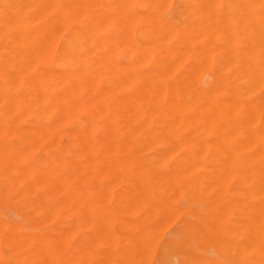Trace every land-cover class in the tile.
<instances>
[{
  "label": "bare ground",
  "instance_id": "6f19581e",
  "mask_svg": "<svg viewBox=\"0 0 264 264\" xmlns=\"http://www.w3.org/2000/svg\"><path fill=\"white\" fill-rule=\"evenodd\" d=\"M171 1L0 0V192L17 193L20 207L32 214L26 217H37L48 229L25 233L1 217L0 249L6 252L0 250V264H101L100 258L115 264L120 253L101 251L100 240L117 239L112 218L120 208L116 212L105 204L107 217H100L104 188L96 185L97 194L92 192L98 199L90 201L87 173L98 180L121 177L119 195L118 190L105 189L108 204L118 198L134 214L148 204L178 212L171 201L167 211L166 199L152 197L163 185L175 194L179 184L202 192L221 190L229 178H241L247 189L241 203L250 205L242 225L246 237L241 256L244 264H264V130L255 129L264 111V0H178L176 12L182 9V14L168 21L163 13ZM187 61L196 76L216 61L223 69L235 67L242 85L231 92H200L203 102L191 97L182 101L177 89L166 88L165 80ZM203 111L213 118L210 125L203 120L209 136L203 131L187 133L190 122L185 116ZM154 115L164 116V124L153 127ZM127 128L140 135L134 143L174 146L183 154L175 163L174 148L147 159L137 157L122 139L121 129ZM40 146L46 149L43 156L31 161L33 149ZM210 148L216 149L211 156L206 154ZM124 209L122 216L129 213ZM175 213L163 215L159 231L164 222L176 221L180 213ZM125 222L126 229L119 222V231H139L129 242L124 231L120 233L130 250L132 246L128 254L133 259L123 255L129 258L126 264L135 256L147 261L152 239L160 232L153 236L154 227L147 221L129 220L131 227ZM248 251L253 252L251 258Z\"/></svg>",
  "mask_w": 264,
  "mask_h": 264
},
{
  "label": "rangeland",
  "instance_id": "374dc122",
  "mask_svg": "<svg viewBox=\"0 0 264 264\" xmlns=\"http://www.w3.org/2000/svg\"><path fill=\"white\" fill-rule=\"evenodd\" d=\"M168 4H170V6L167 5L168 9H167V7L164 9L165 14L163 13V11H161V12L163 13V16L166 17V19L168 21H172V20L178 18L182 14L183 10L181 9V12H179V13L176 12V10H178L177 8L179 5L178 0H174V1L172 0ZM162 13H160V14H162ZM163 16H161V17H163ZM192 65L193 64L191 62H188V61L182 65H178V69L174 68L170 73H168L166 80H165L166 88L168 90L177 89L180 92L179 98L182 101H188V98L191 97L193 100L198 99L200 102H203L202 99L199 98L200 92H203L206 94H208V93L213 94L214 91L219 89V88L220 89L223 88L224 91L231 92V91H235L236 89H238L242 85V78H240V80H239L240 75L238 74V72H236L237 70L235 67L230 68V70L226 69V68L223 69V66L220 65L219 62L216 61L212 65H209L207 67H203L202 71H201L202 74L200 73V75L196 76L193 73L194 70L192 68ZM151 66L152 65L148 66V69H150ZM233 68H234V70H233ZM176 69H177V71H175L174 75H173V71ZM191 70H192V72H191ZM230 71H232V72H230ZM181 73H184V74H181ZM231 73H233V74H231ZM187 80H188V82H187ZM239 83L241 85H239ZM194 89H196V90H194ZM197 115L199 116V118H197L196 124H195V122H196L195 120H196V117H198V116H196V114L195 115L194 114H188L185 116V118L186 119L188 118V120L190 122L189 128L186 132L189 134H192V133L194 134L195 131L197 133L200 131H203V133L205 132L206 137H208L209 136L208 131H210V130L207 128L209 126L205 127L204 126L205 123L203 122V120L205 121V119H206V120H208V122L209 121L211 122L213 119V118H211L212 114L203 111L201 113L198 112ZM163 121H165V120H164V116H162V115H154L151 118V124L153 125V127L161 126L162 124H164ZM158 122H161V123L157 124ZM210 122L208 125H210ZM199 123H200V126L203 125V128H202V126L201 127L198 126ZM138 125L139 124H134V129L139 128ZM205 125H207V121H206ZM263 125H264V111H261L260 112V118H259V121L255 125V129L256 130H264ZM196 128H197V130H196ZM202 129H204V130L206 129V130L204 131ZM124 130L126 131V133H124L125 132ZM124 130L121 129V132L123 131V133L121 134L122 139H123V141H124V138L126 139L125 142L127 145L126 146L127 149H129L137 157L147 159V158L157 156V154L160 155L164 151L171 153L170 149H172V148L175 149L174 146H172V147L170 146L171 147L170 148L169 145H166V147H165L164 146L165 144L164 145L163 144L158 145V143L156 145H153V146H151L149 144L145 145V143H143L142 145H139L137 143H134V141H137V139L140 141V135L138 133H136L135 131H131L130 129L128 132V128L124 129ZM127 135H128V137H127ZM26 148L28 149V147H26ZM26 148L24 150H26ZM138 149H140V150H138ZM163 149H165V150H163ZM33 150H34V153L32 154V156L30 158L31 161L34 158L37 159V158L42 157L43 152H45L46 149H45V146H40L39 148H36ZM177 150L174 152V154H172L173 155V163L176 162L175 161L176 158H179L183 154L182 151H177ZM215 150H216L215 148H212V150H211V148L207 149L206 154L211 156L210 152L212 151V155H213L214 154L213 151H215ZM250 151L255 153L256 150L252 148V149H250ZM37 152H38V154H37ZM178 152H179V154H178ZM176 154H178V155H176ZM105 156H106V154H105ZM89 161H88V171L91 172V166H89V165L90 164L92 165V162L90 161L91 162L90 163ZM87 174H88L87 175L88 177H86V179H88V180H86L85 189H86L87 196H89L88 199H90V201H92V200H93V202L97 201L98 197H95V196H97V195H95V194H97V191H95V189L98 190L99 185L102 184V188H104V190H103L104 195L100 198V200L102 202L104 201L103 204L104 205L106 204L111 210H112V208H114V210L116 212L118 211L116 209L117 207H119L121 209V210L119 209V212H122V209H124L123 207L120 206V205H122V206H125L124 210L127 211L128 208L126 209V206H128V205H126V203L123 200H121L123 202V204H120L121 201L118 198L115 200L116 202L114 200L110 202V205H111V207H110V205L108 204V199L105 195V193H106L105 189L107 191L108 189L110 190L113 188L115 193H117L116 191L118 190V193H117L118 195H119V193H121L123 191L122 185H121L123 183V181H121L122 180L121 177L118 178V177H113V176L112 177L104 176L105 178L103 177V179L98 180L95 177H93L92 175H90L89 173H87ZM115 176H117V175H115ZM93 178H95V179H93ZM106 178L107 179L111 178L110 180H112V181H110V182H113V183H111V185L108 184L107 182H109V181H107ZM238 178L239 177L235 176L234 179L231 177L228 180H226L227 183H226V181H225V183L228 184L226 186L227 188L225 186H222L223 188H226L225 190L223 188L221 190L219 188L214 189V190L211 189L210 191L204 189L203 190L204 193H203V191L200 192L199 190H197L195 188H194L195 190L193 188L189 189V187H187L186 184H179L180 187H179V185L177 187L181 188V190L176 189V194H175V189H173L174 191H172V189L171 190L168 189L165 185H163L164 187H162V189L161 188L154 189L155 193L153 192V194H152V197L154 199H156L158 197L162 198L163 201L166 199L164 202V204L166 205V209L168 208L167 203H169L171 201L170 203L174 204L173 208L179 209L178 212L180 213L179 214L178 212H176L177 210L175 211L176 213L174 212L175 214L178 213L180 215V217L177 214L178 218L175 217L176 221L173 217L175 222H172L173 220L171 218L172 221H171L170 225L165 224L166 222H164L161 230L162 231H164L165 229L166 230L164 232H162L163 234L161 233V230L160 231L158 230V228H160L159 226H161V224H162L161 221H162L163 215L165 213L169 214L167 217H170L172 214L174 215V213L171 212L172 210H169L171 213L168 211V209H167L168 212H164L161 209H159L158 207L154 206V208H152L153 206L152 207H151V205L148 206L149 205L148 204L147 206L149 208L146 205L145 206L141 205L142 209L147 210V211L138 210V212L135 211L136 213L134 214L132 208H131V210L129 209L130 211H127L126 213L129 212L132 217H130L129 213L125 214V211H124L123 216L125 217V221L127 222L128 225H130L132 223L131 222L129 224V222H128L129 220H132V219L134 220L133 223H135V224L139 223V222L140 223H142V222L146 223V221H147L148 226L151 225L152 227L155 228V229L151 228V230H150V231L154 230L153 236H156L157 233L160 232L157 235L159 241L157 240V236L155 237L159 243L154 242L155 238L152 235H150V239H152V237L154 239H152V242H153L152 245H150L151 242L149 243V245L151 246L149 248L153 249V250L155 249V250L153 251V250H150L149 248H147V251L150 250V251H148L150 253L152 251L153 253H151V254L153 256L150 255V253H148L146 251L148 254L147 255L145 253V255L148 256L147 261L145 259L146 262L142 261L143 260L142 256H140V257L138 256L142 260H140L139 258H137V256H135L134 258L135 259L137 258L136 262H134V260H135L134 259L132 261L133 262L132 264H136V263L138 264V263H140V261H141L140 264H143V262H144V264H146L147 262H150L149 264H198V263L204 264L201 262L202 258L206 259L208 261L207 264H210V263L211 264H244V258L241 256L242 255L241 254V245L243 244V242L245 240L244 238L246 237V232H245V229L242 225H243V221L245 219V216H246V214L250 208L249 207L250 205L246 206V205H243L241 203V197L245 194V191H247V189L245 186L242 187V185H243L242 180H241V178L240 179H238ZM90 179H92L93 182H91L92 180H90ZM104 179H106L107 182ZM236 179H238V180H236ZM101 181H102V183H101ZM88 184L89 185L94 184V186L91 185V187L93 189ZM107 184H108V186L109 185L110 186L108 187ZM181 185L185 186V188H183V186H181ZM95 186L98 187V189ZM105 186H107L108 188H106ZM114 186H115V188H114ZM93 190H94V192H96L95 194H94V192H92ZM169 190L171 193L169 192ZM216 190H218V191L220 190L222 192H220V191L218 192ZM165 191L166 192L168 191L167 197L165 195V193H166ZM195 191H197L198 193H196ZM205 191H206V193H205ZM214 192H216V193H214ZM1 193L2 192H0V194ZM173 193H174L175 197H174V195H172ZM177 193H179V194H177ZM213 193L215 195H213ZM176 195H178L179 197ZM174 198H176V199H174ZM173 199L175 200V203H174ZM167 200H168V202H167ZM18 203H20V198L18 197L17 193H15V192L11 193L8 196H4V194L2 193L0 195V218L2 217L1 219L5 220L9 223L17 224L21 228V230L25 233H42V234L47 233L48 229L45 228L44 225L40 224L37 217H35V219H34L35 221H31L30 219H28V217H31L32 214L29 211L26 212L25 210H23ZM116 203L118 206L116 205ZM106 205H105V207H103V206L100 207V209H102V211L100 209H98V213H99V210L101 211V213H99V214H100V217L102 219H105V217H107V213H104V211L106 210V207H107ZM113 205H114V207H113ZM136 206L138 207L139 205H135L133 207V209ZM155 208H157L156 210L158 212L157 211L155 212ZM169 208H171V207H169ZM139 209H141V208L139 207ZM135 210H137V209H135ZM149 210L152 212H150ZM159 210L161 213L164 212V214H162L160 216ZM115 211L113 212V214H116ZM148 211L150 214H148ZM22 212H24V214ZM119 212H117V216L114 215V217L116 216V218H119V216H121L119 218L118 222H117L118 219H116V218L113 219L114 217L112 218L113 231L115 233V236H117V239L115 240V237H114V240L112 238H110V240L112 242L111 243L109 239H105L103 237V240L102 239L100 240V242H102V243H100V246H101L100 249H101V251H103V250L109 251L110 253H114L117 251V253L118 254L120 253V254L117 257L115 255V257H114L115 264L121 263L120 261H118V257L123 258L125 260V263L124 262L123 263L126 264V261L129 262V258H127V257H131V256H129L130 254H128V252L129 251L132 252V246H130V248H131V250H130L129 249L130 244H128V242H129V240L131 241L130 236L133 239V235H135L136 231L134 230L135 227L133 226V224H132V226L134 227V228H132L133 231H131L129 228H127L128 231H124V229H126L127 226L125 224H123V222H125L124 217L122 216V213H119ZM146 212H147V214H145ZM29 213L31 215H29ZM153 214L156 216L153 217L154 216ZM26 216H28V217H26ZM164 216H166V215H164ZM156 217H158V219H156ZM141 218H143L142 221H140ZM114 220H115V222L113 223ZM159 221L161 224L158 226ZM119 222L123 225L122 227H121V224ZM153 222H154V224L156 222L157 225H154ZM53 223L55 226H59L60 220L55 219L53 221ZM124 225H125V227H124ZM165 225H166V227H165ZM168 225H169V227H168ZM156 226H158V227H156ZM118 227H121L124 229L120 228L122 231H119ZM128 227H131V225ZM156 229L158 231H156ZM123 231L125 234L123 233ZM86 232H88L87 234L90 235L91 234L90 228H88ZM128 232H130V235H128L129 237L126 235V234H128ZM137 232H139V231H137ZM154 232H156V233H154ZM116 233H118V234H116ZM120 233L121 234L123 233V235L126 236L125 237L126 239L124 238V240H127L128 242H126V241L124 242V240H122V238L124 236L121 235ZM160 234L163 235L162 239L160 238L161 237ZM118 235H119V238H120V235L122 237L119 239ZM137 236H138V234H137ZM134 237H136V235ZM104 239L106 241H104ZM107 240H109V241H107ZM120 240H121L120 243L123 242L122 245L118 242ZM109 242H110V244H109ZM116 242H118V244H116V245H118V246L120 245V247L122 246V248H119L118 246L116 247L115 245H113ZM219 242H221V243H219ZM157 243H158V245H157ZM124 244H125V247L123 248ZM153 244L155 246H153ZM126 246H128V248ZM119 249H121V250H119ZM122 249H123V251L125 250V252L127 250V252L126 253L123 252ZM0 250L3 253L6 252L3 248H1ZM122 252L125 254H123ZM228 252H230V253H228ZM234 252L237 254H235ZM120 255H122V256L120 257ZM123 255L127 256V257L124 258ZM252 256H253V252L248 251V257L251 258ZM132 257H133V255H132ZM143 258H146V257H143ZM123 259H121V260H123ZM132 259H130V262ZM100 261H101V264H111L108 259L100 258ZM195 261H197V263ZM123 263H121V264H123ZM113 264H114V262H113Z\"/></svg>",
  "mask_w": 264,
  "mask_h": 264
}]
</instances>
